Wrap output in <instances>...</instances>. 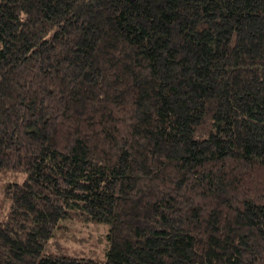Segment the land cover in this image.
Returning a JSON list of instances; mask_svg holds the SVG:
<instances>
[{
  "label": "trees",
  "instance_id": "trees-1",
  "mask_svg": "<svg viewBox=\"0 0 264 264\" xmlns=\"http://www.w3.org/2000/svg\"><path fill=\"white\" fill-rule=\"evenodd\" d=\"M0 179V264H264V0H0Z\"/></svg>",
  "mask_w": 264,
  "mask_h": 264
},
{
  "label": "rangeland",
  "instance_id": "rangeland-1",
  "mask_svg": "<svg viewBox=\"0 0 264 264\" xmlns=\"http://www.w3.org/2000/svg\"><path fill=\"white\" fill-rule=\"evenodd\" d=\"M3 183H5L3 180L0 179V185L3 186ZM2 191H3V188H1ZM91 227H88L86 228L87 230H91L93 231L92 233V241L93 243H97V244H101V242H103L104 240V226L101 225L100 227H95L93 224L90 225ZM78 232V231H75V233ZM74 232H72L73 234ZM73 235V241H76V242H81L82 244H84V241L80 240V238L84 235V227H83V231L82 232H79L77 233L76 235ZM71 236V234H69ZM57 239V243L54 244V245H51V246H48V250L49 252H53L55 254H64L65 252L67 253V251L69 253H79L81 254L82 252V248L83 246H81L80 244H76V242L74 243L73 241L69 240V243H68V240H65V239H62L60 240L59 242V238H56ZM63 244H65V246L68 248V246L70 245V249L68 250L67 248L64 249V246ZM84 254H89L91 255L90 251H87L86 253ZM99 256H104V253L102 251H98V255H96L95 257L97 258H100Z\"/></svg>",
  "mask_w": 264,
  "mask_h": 264
}]
</instances>
